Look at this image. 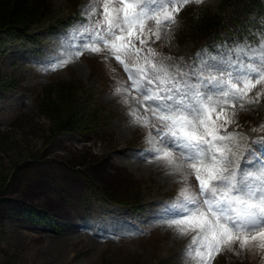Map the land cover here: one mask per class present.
<instances>
[{
	"label": "rangeland",
	"instance_id": "rangeland-1",
	"mask_svg": "<svg viewBox=\"0 0 264 264\" xmlns=\"http://www.w3.org/2000/svg\"><path fill=\"white\" fill-rule=\"evenodd\" d=\"M65 1L52 0L54 15L32 28L29 34L35 37L33 43L0 36V264H196V257L186 249L198 229L181 235L175 225L157 220L154 214L158 204L176 198L185 183L198 190L199 182L194 173L187 181L182 180L180 173L160 160L136 158L135 150L150 147L148 140L155 137L154 131L149 137L151 129L134 124L129 115L138 111L149 117L141 103L143 96L132 87V78L107 46L101 45V53L84 50L78 54L74 50L78 37L69 33L77 22L95 26L103 20L104 0H77V19L54 31L51 27L64 13ZM216 1L188 0L180 4L175 22L161 26L159 39L155 36V20H149L145 34L151 29L152 35L145 38L151 45L134 41L144 48L139 56L142 58L149 46L158 54L164 48L172 57L188 55L192 46L178 39L185 13L191 7ZM111 2L119 4L121 0ZM90 6H96L98 13L91 18L84 14L85 9L91 13ZM262 26L257 43L264 40V22ZM217 51L218 47L200 53L205 56ZM50 55L59 56L62 66L46 64ZM156 59L162 57L157 55ZM125 60L135 64L137 54ZM59 79L80 85L76 96L80 115L94 108L95 102L104 107L101 114L108 116L107 123L83 134H52V123L40 113L33 96ZM248 95L258 102L244 101L243 107L238 102L234 109L229 104V113L235 111L229 126L237 125L240 118L264 116V80L254 82ZM222 115L213 118L221 119ZM150 119L156 123L155 117ZM237 133L243 145L246 138ZM88 186L94 187L91 196L86 194ZM101 190L115 201L131 202L138 190L148 209L133 214L115 204H97L94 207L99 214L91 223L79 222L78 203L83 197H91L94 202ZM23 207L48 216L53 225L29 221ZM210 264H264V250L241 249L237 243L220 251Z\"/></svg>",
	"mask_w": 264,
	"mask_h": 264
},
{
	"label": "snow or ice",
	"instance_id": "snow-or-ice-1",
	"mask_svg": "<svg viewBox=\"0 0 264 264\" xmlns=\"http://www.w3.org/2000/svg\"><path fill=\"white\" fill-rule=\"evenodd\" d=\"M187 2L104 0L103 20L95 26L77 22L69 33L78 37L74 48L78 54L101 53V45L107 46L143 96L149 117L138 111L129 115L155 137L148 140L150 147L135 150L136 158L160 160L184 181L195 174L198 190L185 183L176 198L158 204L154 217L175 225L181 235L198 229L186 252L196 257V264H210L220 251L237 243L241 249L264 250V137L241 145L240 134L227 130L235 116L234 110H227L229 104L234 109L238 102L241 107L244 101L258 102L248 93L254 82L264 80V40L224 41L215 53L198 52L187 68L168 63L172 58L158 61L152 47L141 58L144 48L134 41L146 44L147 22L155 20L159 39L161 26L174 23L179 5ZM90 7L91 13L85 9L84 14L91 18L98 13L96 6ZM151 35L147 29V39ZM130 54H137L135 64L126 62ZM45 63L62 66L59 56L50 55ZM221 113V119L213 118ZM150 117H155V124Z\"/></svg>",
	"mask_w": 264,
	"mask_h": 264
},
{
	"label": "trees",
	"instance_id": "trees-1",
	"mask_svg": "<svg viewBox=\"0 0 264 264\" xmlns=\"http://www.w3.org/2000/svg\"><path fill=\"white\" fill-rule=\"evenodd\" d=\"M78 6L79 1L66 0L64 13L58 18V24L67 25L71 18L77 14ZM53 15L54 4L52 0H0V35L11 34L17 37H30L28 33L31 28L50 20ZM179 17L183 19L181 15ZM262 20H264V0H217L214 4L191 7L184 15V29L178 39L181 44L192 46L191 54L203 47L213 48L218 43L234 41L237 38H248L252 42L255 31ZM54 27L55 25L52 26V28ZM146 45L151 44L146 41ZM158 55L162 58H172L168 63H178L184 68L192 64V56L181 57L187 58L186 61L181 60L177 56L172 57V53L164 48ZM79 86L75 81L59 79L54 83L45 85L38 95L34 96V102L40 113L52 123V134L56 135L59 132L83 134L86 131L92 132L100 123H107L108 116L101 114L104 107L95 102L94 108H90L84 115H80L76 108ZM257 117L252 119L240 118L237 124L249 142L257 137H264V117L263 115ZM88 180L91 181V178ZM91 188L94 187L88 186L86 191V194L90 196ZM135 194L136 198L133 202L128 199L115 201L102 190L95 197L98 202L114 203L130 209L136 214L144 211L148 205L140 200L141 196H139L138 190L135 191ZM78 209L82 219H86L88 215H95L90 197H83L78 203ZM22 210L27 219L33 223L46 226L53 225V220L42 213L40 214L39 211L25 207ZM85 213L87 216H83Z\"/></svg>",
	"mask_w": 264,
	"mask_h": 264
}]
</instances>
